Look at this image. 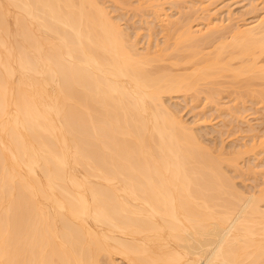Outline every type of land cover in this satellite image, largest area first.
Masks as SVG:
<instances>
[{"label":"bare ground","instance_id":"obj_1","mask_svg":"<svg viewBox=\"0 0 264 264\" xmlns=\"http://www.w3.org/2000/svg\"><path fill=\"white\" fill-rule=\"evenodd\" d=\"M131 1L0 0V264H264V183L234 182L264 137L209 149L169 104L264 105V15L232 30L228 4L227 27L214 0ZM127 8L161 47L137 48Z\"/></svg>","mask_w":264,"mask_h":264},{"label":"rangeland","instance_id":"obj_2","mask_svg":"<svg viewBox=\"0 0 264 264\" xmlns=\"http://www.w3.org/2000/svg\"><path fill=\"white\" fill-rule=\"evenodd\" d=\"M217 1H219V2H217ZM217 1L214 0V2L217 5V7L219 6L218 7L219 12L215 15V17L212 16L213 19H211V20H214V22L215 21L217 22V21H221V19L222 20L225 19V14L227 15V12L229 10L228 7H230L229 11H231V13L233 14V17H234L235 20L233 21L232 20L233 18H232L231 22H229V25H228V23H226L227 21L225 22V20H226L225 19V20H223L222 24L225 25V26H227V25L231 26V29L234 27L235 23L237 24V25L235 24V26H237V27L238 26L239 27L243 26L242 28H244V25H245V27L249 26V25L251 26V24H254V21H256V18L259 19V18H261L262 15H264V12H263L264 11V0H224L226 2L221 1V0H217ZM162 2H164V1H162ZM220 3H221V6H220ZM227 4H228V7H227ZM226 7H227V9H226ZM163 8H164L165 11L168 9L167 10L168 11L167 14L169 16L171 15L172 18L176 17L175 16L176 13L173 14L174 9H173V11H170L171 8L167 7V5H164ZM213 8H216V6L213 7ZM116 10H118V9H116ZM119 11H120V9H119ZM116 13L118 14V19L119 20L121 19L120 20L121 22L120 21L119 22H120L122 28H124V30L127 31V34L130 33V34H128V35H130L129 37L132 38L133 41L134 40H135V42L137 41L136 43L139 42L138 45H137L138 46L137 48L139 50H141V49L144 50L143 48L147 47V44H148L147 41L148 42L149 41L150 42L153 41V43H155L154 45H156L158 43L160 45H162L163 42H165V40L164 41L162 40V38H164V34L160 30V29H162V27L158 26L159 23L157 24V23L153 22V24H149V23L147 24V22H149V21L151 22V20H152V19L150 20L148 15H145L142 12H139V14L141 13L139 15L138 12H134L132 9H128V8H127V10L125 9L124 12L123 11L122 12L121 11L120 12L116 11L114 14H116ZM136 13L138 14L137 16H136ZM117 14L114 15V16L117 17ZM142 14H144V15H142ZM172 14H173V16H172ZM191 15L193 16V18L190 15H189V18L192 19L193 22H191L190 19H188V20H190V22L192 24H194L193 26H196L195 24H197V26H198V24L203 26V25H205L207 23L206 20L203 21L201 19L199 21V19H198V17H202L203 19H206L205 17H203V14L201 16H199L200 14L197 15L195 13H193ZM120 16L121 17L123 16L124 18L123 17L121 18ZM145 17L146 18L148 17L149 19L148 18L146 19ZM196 19H198V22L196 21ZM204 22H206V23H204ZM224 23H226V24H224ZM151 25H153V26L156 25V26L151 29L150 28V27H152ZM229 28H227V29H229ZM231 29H229V31ZM148 30H149V32H148ZM151 30H152V32H150ZM148 34H149V36L152 39L150 37H148ZM147 37H148V39H147ZM170 42L171 41H169V43ZM150 44L152 45V43H150ZM218 81L221 82V79H219ZM224 81H226V79ZM255 88L257 89V87H255ZM232 91H233L232 89L225 90L224 94H222L220 96V99L217 98V99H219L218 103L219 104H223V105L225 104L224 107H226L228 105L230 107H233L235 105V103H236L234 101V98H235L234 96L235 95L234 94L232 95L231 93H229L230 94V96H229V94H227V92H232ZM189 96H187L185 98L183 97V95H180L179 97L178 96L177 97L173 96L172 99H170V100L168 99L169 100V104H171V105L174 104V105H172V107L173 106L176 107L175 108L176 113H180L178 116L182 120L184 119L183 121H185V123L188 122V124H191V123H194V122L195 123L198 122L197 123L198 125L195 126L196 128L193 126L194 124L191 125V126H192V128L194 127L193 129L198 134H200V136L198 135L199 139L202 140L200 142H202V144L205 147L208 146L209 149L211 148V149H218L219 150V148L223 149V146H224L225 147L224 149L226 151L234 152L237 148L239 150L241 149L240 151H242L243 150L242 149L243 145L246 146V148H249L251 146V144H255L256 143L258 145V144L264 142V140L262 138V136L264 137V135H263L264 134V105H262V103L260 104L259 101L256 102L257 101L256 100V101H254L255 103L249 101V102H246L244 105H238L240 107V110L238 112L239 114H237V115H239L241 118L239 119L238 118L239 116L236 117V118L239 119V121L237 120V122H236V119L234 121H231L229 118H225L226 116H223L222 114H220L219 111L216 112L215 108H213L214 106H212V110H211V107H209V106H208L209 109H206L207 108V106H206L205 107V109L207 110V111L205 110L206 113L203 112L204 114H200V111L197 108L200 105V103L199 104L198 103L195 104L196 102H193L192 101V97L190 96L191 98H189ZM200 97H202V96H200ZM189 99H191V101ZM253 100H255V99H253ZM192 102H193V104H192ZM167 104H168V102H167ZM219 107H221V105ZM173 109H174V107H173ZM195 109H197V110H195ZM213 109H214V111H213ZM203 111H204V109H203ZM207 112H208V114H207ZM202 115H204V116H202ZM199 121H201V122H199ZM201 136H202V138H201ZM258 138H262L263 141L261 139L259 140ZM260 141H262V142H260ZM249 143H250V145H249ZM221 146H222V148H221ZM247 146H249V147H247ZM246 148H244V149H246ZM231 150H234V151H231ZM263 150L264 149L262 148L261 149L262 155H259L260 152L259 153L256 152L257 154L255 153L254 155L251 153L250 155H248V156L246 155V156H244L243 158H241L239 160V170H238V172H240V173L242 172L243 173V174L240 175V177L242 179L238 175H236V176L239 177V179H236V180L234 179L235 180L234 182L236 184L238 183L236 186H238V188L240 190L242 189L241 190L242 192H246L247 193L248 190H250V192L252 190V193H253V191H255L257 193L258 192V190H257L258 186H261V188L263 187V183H264V176H263L264 175V151ZM251 155H253V156H251ZM251 157L253 159H251ZM250 160H251V162H250ZM247 167L250 168L251 170L254 169L253 170L254 173L258 170L256 172V173H258V175L255 174L256 175L255 177H253V175H252V178L249 177V176H251V174L248 175L247 173H249L248 171H251V170H249ZM246 170H247V172H246ZM243 171L246 172V174ZM259 171H260V173H259ZM240 173H238V174H240ZM230 174H232V173H230ZM244 174L246 176L245 178L242 177V176H244ZM247 175H248V178L250 180L247 178ZM232 176H235V175L232 174ZM257 177H259V178L257 179ZM253 178H254V180H253ZM255 178L257 180H255ZM246 179H248L249 181H245Z\"/></svg>","mask_w":264,"mask_h":264}]
</instances>
